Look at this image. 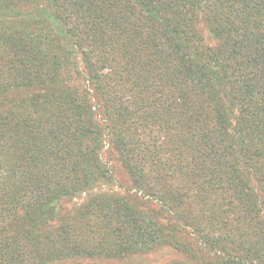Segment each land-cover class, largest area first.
<instances>
[{
    "label": "trees",
    "instance_id": "16d2710c",
    "mask_svg": "<svg viewBox=\"0 0 264 264\" xmlns=\"http://www.w3.org/2000/svg\"><path fill=\"white\" fill-rule=\"evenodd\" d=\"M166 252L264 264V0H0V264Z\"/></svg>",
    "mask_w": 264,
    "mask_h": 264
},
{
    "label": "rangeland",
    "instance_id": "374dc122",
    "mask_svg": "<svg viewBox=\"0 0 264 264\" xmlns=\"http://www.w3.org/2000/svg\"><path fill=\"white\" fill-rule=\"evenodd\" d=\"M103 155H104L105 160H108L109 165L113 169L114 179L111 182V184L106 185L99 191H102L105 193L113 192V193H117L121 195L125 194L126 191L124 189L128 187V184L124 180L125 179L124 174L122 170L120 169L118 162L116 161L113 155L111 156L109 154L108 151ZM84 199H85V196H83L80 199L75 200L74 202L71 203V205L80 204L84 201ZM166 254H168V252H166L165 254L143 257L140 260L136 259L135 262H137L136 264H162L168 259V256ZM168 255H171V254H168ZM172 257H174V255H171L169 259H171ZM129 264H132V263L129 262Z\"/></svg>",
    "mask_w": 264,
    "mask_h": 264
}]
</instances>
